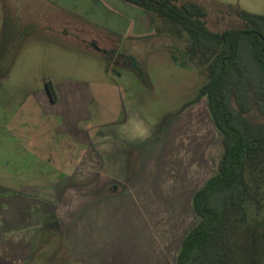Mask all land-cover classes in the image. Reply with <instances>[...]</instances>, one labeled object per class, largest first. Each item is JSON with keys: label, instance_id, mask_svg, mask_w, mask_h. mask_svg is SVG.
Returning a JSON list of instances; mask_svg holds the SVG:
<instances>
[{"label": "rangeland", "instance_id": "rangeland-1", "mask_svg": "<svg viewBox=\"0 0 264 264\" xmlns=\"http://www.w3.org/2000/svg\"><path fill=\"white\" fill-rule=\"evenodd\" d=\"M193 1L207 10L206 24L214 32L241 27L236 10L264 15V0ZM9 7L17 22L2 21ZM150 23L153 32L164 27L159 19ZM164 33L115 38L41 1L0 0V47L7 52L0 56V175L39 183L56 177L58 168L47 157L65 140L56 132L60 120L41 102L49 86L89 88L91 118L84 122L90 133L125 125L136 111L141 118L136 128L151 130L138 153L148 148L150 156L158 148L156 167L145 170L160 178L151 176L146 185L163 195L154 213L136 212L142 220L131 232L150 253L144 264H173L183 236L196 223L190 199L215 173L222 154L205 99L187 106L203 77L193 67L174 65L169 49L182 45ZM122 185L110 190L122 192ZM234 233L238 264H264V228L238 227Z\"/></svg>", "mask_w": 264, "mask_h": 264}, {"label": "crops", "instance_id": "crops-1", "mask_svg": "<svg viewBox=\"0 0 264 264\" xmlns=\"http://www.w3.org/2000/svg\"><path fill=\"white\" fill-rule=\"evenodd\" d=\"M36 1L115 38L154 33L142 11L119 0ZM16 19L11 7L2 12L5 23ZM0 49V56L7 53ZM54 91L55 101L46 95L41 102L60 120L56 132L65 140L47 157L58 171L46 183L0 175V264H144L150 253L139 248L132 229L142 220L136 212L154 213L163 196L146 185L151 176L160 178L145 170L156 167L158 148L150 156L148 148L138 153L146 139L139 138L136 111L125 125L90 133L84 122L91 118L89 88L61 85ZM119 182L122 192L110 190Z\"/></svg>", "mask_w": 264, "mask_h": 264}, {"label": "trees", "instance_id": "trees-1", "mask_svg": "<svg viewBox=\"0 0 264 264\" xmlns=\"http://www.w3.org/2000/svg\"><path fill=\"white\" fill-rule=\"evenodd\" d=\"M119 1L150 22L161 20L154 34L165 32L182 45L169 49L171 61L204 80L187 106L205 99L221 137L217 169L191 197L196 223L173 264H238L234 232L264 228V15L236 10L242 26L214 32L207 10L193 0ZM46 90L55 101L53 87Z\"/></svg>", "mask_w": 264, "mask_h": 264}, {"label": "clouds", "instance_id": "clouds-1", "mask_svg": "<svg viewBox=\"0 0 264 264\" xmlns=\"http://www.w3.org/2000/svg\"><path fill=\"white\" fill-rule=\"evenodd\" d=\"M151 136V130L149 127H143L141 129V134H140V139L144 140V139H148Z\"/></svg>", "mask_w": 264, "mask_h": 264}]
</instances>
